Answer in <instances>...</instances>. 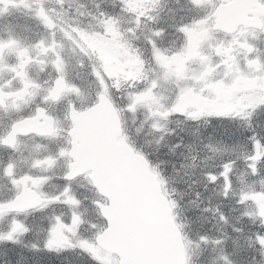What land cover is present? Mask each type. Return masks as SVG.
<instances>
[{
  "label": "snow or ice",
  "instance_id": "1",
  "mask_svg": "<svg viewBox=\"0 0 264 264\" xmlns=\"http://www.w3.org/2000/svg\"><path fill=\"white\" fill-rule=\"evenodd\" d=\"M187 2L179 19L167 20L162 0H110L104 7L95 4V11L76 0H58V11L43 0L35 6L25 0L45 34L30 42L11 30L0 36V177L12 185V194L0 199V221L9 220L0 241L29 232L25 220L39 211L45 213L41 231L49 252L79 248L90 264H158L136 255L135 242L150 225L151 209L162 203L172 212L174 202L159 165L128 135L125 116L143 112L160 140L170 123L184 124L193 139L181 138L173 150L187 148L195 160L198 144L213 153L230 150L222 140L205 143L202 128L227 131L237 122L251 127L264 112V52L246 39L248 22L231 15L248 5ZM253 6L264 10V0ZM252 27L264 31V14ZM100 123L102 130L94 128ZM247 140L252 150L241 155L250 182L241 175L235 189L239 157L202 175L205 187L220 184L221 195L238 196L243 215L264 224V137L254 133ZM16 153L26 170L17 171ZM60 166L63 186L48 192V173ZM80 178L94 195L79 196L74 185ZM57 207L67 211L57 214ZM85 223L91 236L80 233ZM171 227L179 232L177 224ZM254 240L264 250V233ZM178 264H190L183 243Z\"/></svg>",
  "mask_w": 264,
  "mask_h": 264
},
{
  "label": "trees",
  "instance_id": "2",
  "mask_svg": "<svg viewBox=\"0 0 264 264\" xmlns=\"http://www.w3.org/2000/svg\"><path fill=\"white\" fill-rule=\"evenodd\" d=\"M259 117L261 118L259 119V121H257L254 124V129L256 133H259L261 137H264V133L260 130V125L264 122V112H261L256 119H258ZM232 129L234 131L239 130V133L237 136L228 137L229 142L225 144V146L230 149V153L226 154L224 158H226L225 160H227V159H237V157H239L238 165L235 170H237L242 175H244L245 181L250 182L251 178L245 175L246 162L243 156L239 154V152L237 154V151H239V145L241 143V139L243 142L247 141V146L249 147V149H252L251 143L250 141L247 140V133L244 134L243 130L239 128L237 124H233L228 127V130H232ZM232 139H236V142L232 143L231 142ZM233 147H235V151H231ZM182 155L185 158V155L184 154ZM213 160H214L213 162H215V159ZM164 161L172 166L173 173H175V171L177 172V168L174 167L177 166V162H179L178 160L172 162L170 158H166L164 159ZM189 161L190 162L192 161L191 157ZM203 172L205 171H201V174ZM191 173L192 171L190 172V176ZM194 175H196V172ZM180 181L181 182L176 183L177 185L174 188L173 198H172L175 203V210L177 216H179L181 220H185V219L188 220L187 222L190 224L189 229L194 233H196L195 237L197 240L199 239L201 240L202 236L212 235L210 233L200 232L194 224L195 221H198V214H200L202 210L204 211V207L202 208L201 204L204 202V199H206V197L208 196L207 191H205L204 185L198 186L196 184V179L195 180L193 179L192 180L193 182L190 184H189L190 181L189 178L186 179L183 178L180 179ZM191 184H193V186ZM210 186L213 187L212 185ZM198 196H201L203 198H198ZM223 198L226 197H222L221 204H219V202L216 201V204L212 206V214L214 215V218L219 224L223 223V221L220 218L222 215L227 218V222L221 225L223 230H226L228 227L231 226V224L236 222V217H235L236 212H234L233 217H229L226 214V212L223 209L224 204L226 201L229 202L232 201ZM233 205L235 204L233 203ZM238 214H240V212H238ZM241 217L244 219L243 226L245 227L246 231L249 234H251L249 237H254L257 232L264 233V224H261L260 220L257 219L253 221V219L245 215ZM238 229L240 228L238 227ZM233 231H236V228H233ZM239 232L240 231H238V233ZM216 237H218L219 240L221 241L220 248L217 251V253H215L216 259L209 252L200 251L196 260L197 264H229V262H231V264H264V250L259 249L255 254V250L253 249L254 255L252 256L253 254L252 253L248 260H244L243 254L230 252L229 250L225 249L222 246V241L224 237H219V236ZM33 238H34V233L29 231L24 235H22L21 237L15 238L14 240H8L6 244L7 253L5 252L0 255V264H13L12 257L15 252L18 253V264H25V262L28 261L25 256V251H29V250L33 251L36 254L34 258L35 264H90V259L86 258L85 254H82V250L66 251L65 249H63L59 252H47V251H42L43 247L41 246H38L39 248L35 250L33 247ZM191 243L194 247H196L194 242L191 241ZM225 256H227L228 258L227 261L224 259Z\"/></svg>",
  "mask_w": 264,
  "mask_h": 264
},
{
  "label": "bare ground",
  "instance_id": "3",
  "mask_svg": "<svg viewBox=\"0 0 264 264\" xmlns=\"http://www.w3.org/2000/svg\"><path fill=\"white\" fill-rule=\"evenodd\" d=\"M16 22L17 21L14 20V23ZM260 130L264 133V122L260 125ZM190 132H191V129L186 128V126H181L177 128L171 135L167 136L164 139L163 144H164L165 149L167 150L173 149L174 146L180 142L182 137L186 138V136H188L193 139V137L190 135ZM238 133H239V130L234 131L232 129V130L225 131L223 128L212 127L206 130V133L203 136H204V141L213 140L216 143H218L222 140L223 144H227L229 142L228 137L237 136ZM244 134H246V132H244ZM231 142L235 143L236 139H232ZM213 145L215 144L213 143ZM238 152L239 151H237V154ZM212 153L213 152L210 149L202 147L199 157L195 160V163L193 164L195 166L194 167L190 166L189 171L191 172L196 167H197L196 169H198L204 166V164L207 161L208 156ZM177 159H178L177 155L172 154L170 156V160L172 162L176 161ZM195 179H196V184L198 186L204 185L205 187V182L200 174H196L194 177V180ZM205 191H207L208 196L206 197V199H204V202L201 204V207L202 208L204 207V211L202 210V212L198 214V221L194 222L195 226L198 228L200 232L210 233L213 236L224 237L222 241V246L225 249L229 250L230 252L243 254L244 260H248L251 254L253 253V249L255 250V254H256V252L261 248L258 244L255 243V240H254L255 236L249 237L251 234H249L246 231L245 227L243 226L244 219L241 216H244L243 215L244 212L240 211V214H238V212L234 208L233 203L226 201L223 209L229 217H233L234 212H236L235 214L236 222L231 224V226L228 227L226 230H223L221 225L216 221V219L214 218V215L212 214V206L216 204V201H218L219 204L222 203V197L220 195V192L218 188L211 187V186L205 187ZM199 198H203V197L200 196ZM238 227L242 229V231H240L239 233L237 230L233 231V228L238 229ZM253 255L254 253L252 254V256ZM25 256H26V259L28 260L25 262V264H31V263L35 264L34 258L36 254L33 251H30V250L25 251ZM12 263L18 264V253L17 252H15L12 257Z\"/></svg>",
  "mask_w": 264,
  "mask_h": 264
},
{
  "label": "water",
  "instance_id": "4",
  "mask_svg": "<svg viewBox=\"0 0 264 264\" xmlns=\"http://www.w3.org/2000/svg\"><path fill=\"white\" fill-rule=\"evenodd\" d=\"M147 237H152L155 240H149ZM174 239V234L171 232V221L169 214L166 213L163 204H158L151 209V221L146 231H144L135 242L134 251L136 255L139 252L149 255L150 260L158 262V264H177V255L169 257V247L167 241ZM177 247V245H175ZM173 254H176V250Z\"/></svg>",
  "mask_w": 264,
  "mask_h": 264
},
{
  "label": "flooded vegetation",
  "instance_id": "5",
  "mask_svg": "<svg viewBox=\"0 0 264 264\" xmlns=\"http://www.w3.org/2000/svg\"><path fill=\"white\" fill-rule=\"evenodd\" d=\"M6 4H0V16L7 14V11L5 10V5ZM5 28H8V26H6V25L3 24V19H0V36L6 37L8 35V33L5 31ZM12 33L14 35L20 37V35H19V33H18L17 30H15ZM13 59H14V57H11V56L9 57V60H13ZM0 130H2V129H0ZM28 143L31 144L32 141L31 140H28ZM26 154H27V152L24 153V155H26ZM15 158L18 161L17 169H19L24 164L23 163V159L20 157V154L19 153H16L15 154ZM8 183H9V181L6 178L0 177V194L5 190V188L7 187Z\"/></svg>",
  "mask_w": 264,
  "mask_h": 264
},
{
  "label": "rangeland",
  "instance_id": "6",
  "mask_svg": "<svg viewBox=\"0 0 264 264\" xmlns=\"http://www.w3.org/2000/svg\"><path fill=\"white\" fill-rule=\"evenodd\" d=\"M137 127H138V124H137ZM147 144L150 146V143H149V142H148ZM74 186H75L76 189H77V185L75 184ZM60 212H62V211H60ZM60 212H59V213H60ZM65 212H66V211H65ZM83 212H84V210H83ZM83 212H82V213H83ZM87 213H88V214H87ZM87 213H84V215L87 216V217H89V216H88V215H89V212H87ZM91 215L93 216V214H91Z\"/></svg>",
  "mask_w": 264,
  "mask_h": 264
}]
</instances>
